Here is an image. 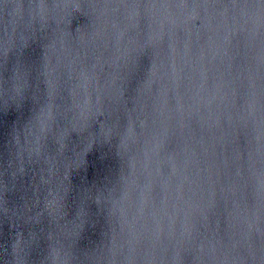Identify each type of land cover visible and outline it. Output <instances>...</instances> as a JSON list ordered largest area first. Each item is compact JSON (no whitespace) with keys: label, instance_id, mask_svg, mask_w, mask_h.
Masks as SVG:
<instances>
[{"label":"water","instance_id":"water-1","mask_svg":"<svg viewBox=\"0 0 264 264\" xmlns=\"http://www.w3.org/2000/svg\"><path fill=\"white\" fill-rule=\"evenodd\" d=\"M0 264H264V0H0Z\"/></svg>","mask_w":264,"mask_h":264}]
</instances>
